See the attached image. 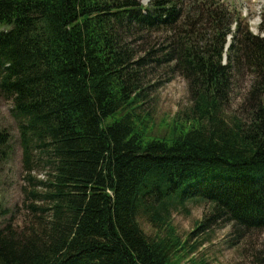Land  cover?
<instances>
[{
    "label": "trees",
    "instance_id": "obj_1",
    "mask_svg": "<svg viewBox=\"0 0 264 264\" xmlns=\"http://www.w3.org/2000/svg\"><path fill=\"white\" fill-rule=\"evenodd\" d=\"M200 3L184 12L174 0H0V96L28 177L47 174L28 193L45 217L0 229V264H171L186 249L172 217L190 203L211 207L198 229L264 234V9L255 34L241 13ZM245 68L250 96L230 113ZM174 76L191 105L169 138L149 139L150 95ZM8 138L0 132V158Z\"/></svg>",
    "mask_w": 264,
    "mask_h": 264
},
{
    "label": "rangeland",
    "instance_id": "obj_2",
    "mask_svg": "<svg viewBox=\"0 0 264 264\" xmlns=\"http://www.w3.org/2000/svg\"><path fill=\"white\" fill-rule=\"evenodd\" d=\"M144 5L149 0H140ZM185 12L193 5V9L205 8L203 0H174ZM229 11L241 13L243 28H250L252 32L260 33L261 22L259 15L264 9V0H216ZM200 17V18H199ZM196 20H205L199 16ZM208 22L204 23L207 24ZM190 28L191 24L184 26ZM3 27L0 26V29ZM5 28V27H4ZM207 28H210L207 25ZM163 37L162 35L159 36ZM225 61V56L223 62ZM228 62V61H227ZM159 77L158 72L155 74ZM152 76V77H155ZM162 79L167 76L162 74ZM254 74L249 68L241 69L234 74V82L227 110L232 113L239 110L244 100L250 96ZM151 120L149 124L150 138H169L174 119L191 105L188 82L181 76H174L156 89L149 98ZM12 103L0 96V132L8 134L9 146L7 157L0 158V229L11 224L16 231H28L37 226L38 220L45 217L37 207H46L45 204L34 200L28 193L34 189L41 191L37 186L39 181H46L47 174L36 172L28 173L24 170L22 149L18 143V124L12 114ZM35 171V170H34ZM37 208L34 209L31 207ZM211 207L207 202L190 203L179 213L173 214L172 225L176 229V236L181 246L186 249L174 253L171 264H191L192 259L203 261L205 264H253L254 255L264 249V234L253 233L245 239H240L234 232L231 224L219 223L215 226L206 224L199 228L204 216L209 215ZM141 228L149 236L160 235V231L153 228L144 219H140ZM36 225V226H35ZM264 256V255H263Z\"/></svg>",
    "mask_w": 264,
    "mask_h": 264
}]
</instances>
